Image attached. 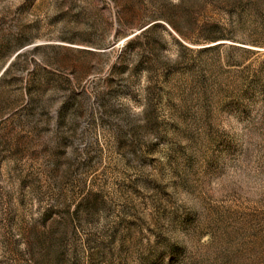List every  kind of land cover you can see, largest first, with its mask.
I'll return each instance as SVG.
<instances>
[{
	"label": "rangeland",
	"instance_id": "obj_1",
	"mask_svg": "<svg viewBox=\"0 0 264 264\" xmlns=\"http://www.w3.org/2000/svg\"><path fill=\"white\" fill-rule=\"evenodd\" d=\"M8 66L0 264H264V0H0Z\"/></svg>",
	"mask_w": 264,
	"mask_h": 264
},
{
	"label": "clouds",
	"instance_id": "obj_2",
	"mask_svg": "<svg viewBox=\"0 0 264 264\" xmlns=\"http://www.w3.org/2000/svg\"><path fill=\"white\" fill-rule=\"evenodd\" d=\"M233 134L240 139L243 148L249 150L250 154L243 156L236 154L231 157L225 156L221 162L222 174H226L229 167L238 168L243 165L245 168L251 169L252 175L254 176L252 189L244 194L252 199L258 200L261 197H264V173L259 170L256 151L261 145H264V136H260L259 134L253 135L245 132L244 126L240 124L239 121H237V126L233 130ZM189 205L192 210L195 211L198 201L190 199ZM179 232L183 234L181 231Z\"/></svg>",
	"mask_w": 264,
	"mask_h": 264
},
{
	"label": "trees",
	"instance_id": "obj_3",
	"mask_svg": "<svg viewBox=\"0 0 264 264\" xmlns=\"http://www.w3.org/2000/svg\"><path fill=\"white\" fill-rule=\"evenodd\" d=\"M149 28H151V27H149ZM149 28L147 29V30H149ZM18 56V55H17ZM16 56V57H17ZM8 68H9V66L1 73V75H0V83H2V81H3V79H4V77L6 76V73H7V71H8Z\"/></svg>",
	"mask_w": 264,
	"mask_h": 264
}]
</instances>
